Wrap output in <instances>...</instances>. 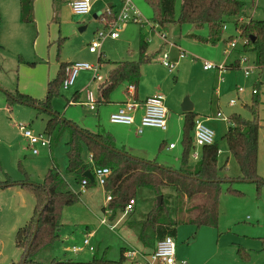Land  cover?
Instances as JSON below:
<instances>
[{"label":"rangeland","instance_id":"1","mask_svg":"<svg viewBox=\"0 0 264 264\" xmlns=\"http://www.w3.org/2000/svg\"><path fill=\"white\" fill-rule=\"evenodd\" d=\"M51 1L53 11H50V15L44 3L38 5L39 20L36 26L35 22L25 23L21 20L20 0H0V41L3 44L0 46V179L9 175L20 181L29 176L32 182L40 183L48 168L55 163L72 189L82 191V183L77 184L74 176L66 172L68 133L50 147H39V153L33 154L19 124L27 125L34 134H45L48 113L18 102L10 106L6 91L18 89L43 99L47 94L49 78L56 76L57 59L61 62H87L97 67V75L92 71H80L82 73L75 86L69 89L61 86L52 99L55 110L81 127L91 131H109L115 136L118 147L125 145L130 149L145 148L150 155L148 158L152 156L160 163L173 167L179 165L182 153V104L186 98L192 102L197 117L199 115V119L215 132V142L220 148L218 165L222 174L234 181L223 184L221 214L217 226H179L174 238V264H264V185L257 188L253 181L238 179L241 175L239 165L224 139L230 122L217 117L220 109L226 117L238 113L252 119L254 116L249 108L257 109L256 117L261 124L258 172L264 176V68L255 63L256 53L245 48L246 42L250 40L240 31L241 26L250 20H264V0H243L245 5L236 18L238 20H230L224 28L227 42L222 40L217 44L202 42L191 36L193 33L207 37L208 25L196 27L190 22H179L182 0H176L175 21L165 25L155 22L154 8L149 0H132L140 11L143 22L119 21L113 28L110 26L115 20L111 15L107 17L105 14L107 20L102 21V17H95V14H102L109 8L108 4L112 3L113 7L108 10L114 17H119L123 0L97 1L93 4L92 11L83 15L75 14L66 1ZM83 26L86 27L80 29ZM111 29L118 31L119 37L114 39L106 36L102 39L100 51L91 52L90 43L99 40L97 32L108 33ZM37 34L38 40L34 42ZM142 34L146 35L149 42L147 53L151 56V60L143 64L142 80H152L157 76L163 83L167 98L165 104L169 109L168 131L146 128L145 132L137 133L134 126L110 121L109 109L112 105L103 104L98 112L81 103H69L76 87L81 90L82 99H85L88 91L96 95L98 83L107 75L110 66L107 62L100 66L98 57L101 54L105 61L137 60ZM233 40L238 42L234 49L230 47ZM169 47H173L171 52ZM179 48L185 50L187 56L180 58ZM162 51L168 52L172 62H175L173 56L177 55L186 65L183 67V64L179 72H170L163 63L157 62ZM37 57L42 58V61L37 64L28 62L38 60ZM236 59L247 60L241 63L240 68H225L221 75L219 69L203 68L204 61L221 66L229 65ZM246 68H252L249 75L245 73ZM124 87L122 84L115 89V99L123 98ZM239 87H243L244 92L239 91ZM253 88L257 89L256 94H253ZM234 98L237 104L231 106L230 100ZM165 139L167 144L175 142L177 148L160 149ZM195 150L199 151V148L195 147ZM191 160L196 162L193 158ZM153 200V195L144 191L136 211L127 214L117 223L122 215L111 219L110 212H103L102 208L108 202L107 194L104 185L96 181L94 185L86 187L78 202L65 208L60 241L37 258L43 261L52 257L91 260L98 256L119 261L122 248L149 253L151 248H145L139 241L135 228H138L137 221L145 217ZM35 203L36 197L30 188L17 185L0 189L1 264H15L20 260L24 246L18 245L17 240L20 231L34 213ZM102 219L106 222L102 223ZM90 232H94L90 239L94 251L88 248L77 253L67 250V247L74 245L83 246L84 239ZM24 237L25 233L21 240ZM133 263L147 264V260L140 255L136 258L127 256L121 264Z\"/></svg>","mask_w":264,"mask_h":264},{"label":"trees","instance_id":"2","mask_svg":"<svg viewBox=\"0 0 264 264\" xmlns=\"http://www.w3.org/2000/svg\"><path fill=\"white\" fill-rule=\"evenodd\" d=\"M149 2L154 8L156 23L165 25L175 21L176 0H149ZM34 3L35 0H20V16L23 22H33ZM244 5L243 0H182L178 20L181 23L190 22L196 27L208 25L207 37L191 34L199 41L212 44L222 40L227 42L224 38V28L230 20H238L236 18L239 17ZM105 14L107 17L111 15L114 20L117 18L110 10H106L102 14L105 20H107ZM1 24L0 15V33ZM240 31L250 40L246 42L245 48L256 53L255 63L258 67L264 68V20H250L249 23L241 26ZM148 43L146 36L142 34L137 60L106 61L112 67L98 84L97 106L110 103L118 86L131 83L137 85L140 82L142 66L151 60V56L147 53ZM98 61L100 65L105 62L102 54ZM70 64V62H60L56 76L48 82L47 94L43 99L18 89L6 91L10 106L18 102L38 107L39 110L48 113L45 133L51 137V145L59 141L66 132L68 133L67 174L73 175L77 184H81L86 178V187H90L97 179L94 177V181H91L84 176V172L87 170L92 172L95 167L109 168L104 189L107 196H111V200L102 209L104 213L110 212L111 219L119 217L125 211L131 198L136 199L137 202L134 209L129 212L133 214L144 191H149L153 195L154 200L150 209L145 217L137 221L138 228H135L139 241L145 248L152 250L149 253L143 252L145 254L152 253L155 244L162 238L166 236L175 238L182 224H193L198 227L217 226L221 214L223 184L234 180L221 172L222 169L218 165L220 148L217 142L199 147V159L196 162L191 160V154L197 147L193 134L197 114L194 111L184 113L183 152L178 168L160 164L157 159L137 156L126 147H118L115 137L109 131H90L75 121L65 118L53 108L52 99L63 85L66 68ZM75 98H78V92ZM255 101L258 103V99ZM249 110L254 116L252 119L238 113H233L229 117L230 125L224 134V139L239 165L241 175L238 179L253 181L257 184V188H260L264 185V176L258 172L261 124L256 117L257 109L250 107ZM17 185L30 188L35 194L36 203L33 215L23 228L25 237L18 240V245H23L24 250L16 264H23L26 255L25 264H121L126 260L128 248H122L119 261L98 256H94L91 260L55 257L48 261L38 259L39 254L60 241L63 212L66 207L81 199L82 191L72 189L55 163L48 168L40 183L32 182L29 176L20 181L12 179L9 175L3 180L0 179V189ZM159 196H162L160 203ZM37 219H39L38 228L34 235Z\"/></svg>","mask_w":264,"mask_h":264},{"label":"built area","instance_id":"3","mask_svg":"<svg viewBox=\"0 0 264 264\" xmlns=\"http://www.w3.org/2000/svg\"><path fill=\"white\" fill-rule=\"evenodd\" d=\"M100 0H67L66 3L68 6H70L73 10V12L77 15H83L88 14L92 10V6L95 2ZM105 19L102 18V21ZM128 22V21H139L143 22L142 16L140 11L137 9V7L134 5L132 0H123V8L119 15V17L116 18L113 25L110 26V28H113L117 22ZM98 39L94 40L90 43L89 49L91 52L96 53L100 51V48L102 46V39L106 36H110L112 38H118L119 32L112 30L106 33L105 31H98L97 32ZM237 41L233 40L230 43V47L232 49L237 47ZM228 51V50H227ZM180 56L183 58L187 56V52L184 50H180ZM247 59H241L240 63L245 62ZM162 63L164 66H166L169 71H174L176 68V64L170 60L169 54L167 51L162 52ZM203 68L205 70H213V69H219V71H224L227 66L225 64L218 66L217 64L210 62V61H204L203 62ZM82 70H90L94 72V75H97V67L87 63V62H72L69 66L66 68V77L63 81V87L66 89L69 86L73 85L78 74ZM252 68H246L245 73L246 75H249ZM243 87H239V91H243ZM127 100L121 104V106L118 108V110L112 112L110 114V121L113 123H122L126 125H132L135 122L136 113L139 109L143 110V114L141 116L140 126L137 129V133H142L145 127H157L161 130H167L168 124H167V108L165 106V96L162 93H156L150 97H148L144 101H138L136 98V85L131 83L128 84L127 89ZM253 93H257V89H253ZM236 99H231L230 104L234 105L236 103ZM71 104L75 103L73 101L70 102ZM85 106H87L90 110H96L97 109V101H96V95L92 91H88L86 95V100L83 103ZM218 117H221L225 120L228 119V117L224 116L223 113L218 112ZM24 137L28 140V144L32 150L33 154L39 153V147H50L51 145V137L47 135L46 133H40V134H34L31 129L27 127V125H24L22 123L19 124ZM194 136H195V143L197 147H201L203 145L212 144L215 142V132L208 127L202 120L199 118L196 119L195 129H194ZM170 148L175 147V143H171L169 145ZM191 157L194 160L199 159L200 153L196 150H194L191 154ZM94 177H96L97 181L101 184H105V178L106 175L109 173L108 167H102L98 168L95 167L92 171ZM86 185H87V179L85 178L82 181V192L86 191ZM111 200V196H107V201ZM136 199L131 198L129 202L127 203V206L125 208V211L123 212V215L128 214L131 212L135 205H136ZM106 220L102 219V223H105ZM113 225L112 227H114ZM93 233H89L88 236L84 239V245L83 246H73L69 248V251H72L74 253H77L85 248H88L91 251H94L95 248L91 245V237ZM143 256L147 260V264H174L175 263V257H176V248H175V241L174 237L172 236H166L162 238L161 240L157 241L155 250L150 254H145L143 252H140L136 249L127 250L126 256L134 257L137 256Z\"/></svg>","mask_w":264,"mask_h":264},{"label":"crops","instance_id":"4","mask_svg":"<svg viewBox=\"0 0 264 264\" xmlns=\"http://www.w3.org/2000/svg\"><path fill=\"white\" fill-rule=\"evenodd\" d=\"M41 3H44V7H48L47 9H48V13H49V15H50V11H51V13H52V11H53V9H52V1L51 0H43V2L41 1V0H35V3H34V8H33V22H35L36 23V26H37V23H38V18H37V16H38V5H40ZM108 7L109 8H107V10L108 9H111L112 7H113V4L112 3H109L108 4ZM92 11V10H91ZM102 14H103V12H102ZM102 14L99 16V17H102ZM103 18V17H102ZM146 36V35H145ZM37 37H38V34H37V36H36V38H35V40H34V42H36L38 39H37ZM225 38V37H224ZM115 39V38H114ZM1 45H3L2 44V42H1ZM0 45V46H1ZM172 49H173V47H169V50H170V52L172 51ZM179 50H181V48H179ZM183 50V49H182ZM185 51V50H184ZM43 52V51H42ZM163 52V51H162ZM180 53V52H179ZM57 57V56H56ZM180 58H182L181 56H179ZM179 57H177V55H175V56H173V60L175 61L174 63L176 64V68H175V70L174 71H170V72H172V73H175V71L177 72H179V70H181L185 65H186V63H184V62H182V61H180V58ZM38 58V60L36 59L35 61H28L29 63H31V62H34V64H37V63H39L40 61H42V58H40V57H37ZM44 59V58H43ZM98 59H99V57H98ZM57 61H58V68H59V65H60V60L59 59H57ZM104 61H105V59H104ZM239 61V62H238ZM106 62V61H105ZM104 62V63H105ZM157 62L159 63V62H161L162 63V53H161V55H160V58L159 59H157ZM70 63H72V62H70ZM235 63H237V64H235ZM238 63H239V65H238ZM100 64V63H99ZM184 64V65H183ZM110 66H109V68H108V71L111 69V67H112V65L111 64H109ZM183 65V67H181ZM228 68H240L241 67V63H240V60L239 59H236L234 62H232V63H230L229 65H227V64H225ZM230 65H235V66H233V67H230ZM100 66H102V65H100ZM143 67V66H142ZM161 67V66H160ZM166 67V66H165ZM162 68V67H161ZM214 70H217V69H214ZM57 71H58V69H57ZM82 72H90V70H84V71H82ZM82 72H80V73H82ZM93 72V71H92ZM79 73V74H80ZM219 73H220V75L223 73V72H221V71H219ZM57 74V73H56ZM79 74H78V76H79ZM107 74H108V72H107ZM78 76H77V78H76V80H75V82H74V84L73 85H71V86H69L68 88H66V89H69L70 87H74L75 86V84H76V81H77V79H78ZM107 76V75H106ZM105 76V77H106ZM55 76H53V78H54ZM104 77V78H105ZM103 78V79H104ZM52 78L50 77L49 78V80H51ZM102 79V80H103ZM49 80H48V82H49ZM102 80H100V82L102 81ZM48 82H47V85H46V89L48 88ZM99 84V83H98ZM125 85V87H124V89H122V92L124 93V95H123V98L122 99H115L114 98V95H112V101L110 102V103H107V104H109V105H112L113 107L112 108H110L109 109V112H110V114L112 113V112H114V111H116V110H118V108L121 106V104H123L126 100H127V93H126V89H127V86H128V84H124ZM121 86V85H120ZM120 86H118V87H120ZM64 88V87H63ZM65 89V88H64ZM75 90H74V92L72 93V97H71V99H69V103L71 102V101H73V102H75V103H73V104H79V103H81V104H83L84 102H85V100H86V96H85V99H82L81 98V96H80V94H81V90H78V87H76V88H74ZM164 86H163V83L159 80V78H157V76H154V79H152V80H148V79H144L143 78V80H142V75H141V80H140V82L136 85V98L138 99V101H144V100H146L148 97H150V96H152V95H154V94H156V93H162L164 96H165V91H164ZM218 89V88H217ZM239 89V88H238ZM254 89V88H253ZM78 92V98H75L76 97V93ZM243 92H244V90H243ZM114 94V93H113ZM254 94V93H253ZM256 94V93H255ZM87 95V94H86ZM96 95H97V93H96ZM167 98H166V96H165V100H166ZM235 99V98H234ZM71 104V103H70ZM106 104V105H107ZM237 104V101H236V103L234 104V105H231V106H235ZM83 105H85V104H83ZM103 105V104H102ZM100 106L101 105H99V106H97V111L99 112V109H100ZM165 106H166V104H165ZM176 107V106H175ZM167 108V115H168V113H169V109H168V107H166ZM193 111V110H192ZM218 112H221V113H223L220 109H219V111ZM217 112V113H218ZM184 111H183V115H184ZM142 114H143V110L142 109H139L138 111H137V113H136V117H135V122H134V124H132L131 126H134L135 127V131H137V129H138V127L140 126V121H141V116H142ZM170 117V116H169ZM218 117V116H217ZM180 118V120H182L183 121V117H179ZM197 118H199V115H198V117ZM219 118V117H218ZM228 120H229V117H228ZM167 124H168V120H167ZM229 127V126H228ZM146 128H157V127H145L144 128V130H143V132H145V130H146ZM86 129H88V128H86ZM157 129H159V128H157ZM89 130V129H88ZM91 131V130H90ZM95 130H93V132H94ZM100 131H102V130H100ZM162 131H168V129L167 130H162ZM95 132H98V131H95ZM114 136V135H113ZM115 137V136H114ZM115 140H116V138H115ZM166 143V139H165V141H164V143L162 144L163 146H161L160 147V149H162L163 147H165V148H167V149H169V150H174V149H176L177 148V144L175 143V142H173V141H170L168 144L166 143V145H164ZM171 143H175V147L174 148H170L169 147V145L171 144ZM124 147H126L125 145H124ZM127 149H130L129 147H126ZM199 148V147H198ZM131 150V152L132 151H134L135 152V155H137V156H140V157H144V158H148L147 156H150L149 154H148V152L145 150V148H131L130 149ZM182 152H183V146H182ZM199 152V151H198ZM133 153V152H132ZM200 153V152H199ZM181 155H182V153H181ZM149 159H154V158H152V156H151V158H149ZM158 161V160H157ZM196 161V160H195ZM159 162V161H158ZM160 163V162H159ZM180 163H181V156H180V162H179V165L178 166H176V167H173L172 165H166V164H164V163H160V164H163V165H165V166H169V167H173V168H178L179 166H180ZM12 187H14V186H12ZM122 216L119 218V220L117 221V223L123 218V217H125L126 215H123V213L121 214ZM117 223L116 224H114V225H117ZM90 233H93L94 234V232H90ZM93 236V235H92ZM17 243H18V240H17ZM155 247H156V244H155ZM86 249V248H85ZM67 250H69V247H67ZM152 251V250H151ZM150 252V251H149ZM18 262V261H17ZM0 264H1V262H0ZM16 264V263H15Z\"/></svg>","mask_w":264,"mask_h":264},{"label":"water","instance_id":"5","mask_svg":"<svg viewBox=\"0 0 264 264\" xmlns=\"http://www.w3.org/2000/svg\"><path fill=\"white\" fill-rule=\"evenodd\" d=\"M101 14H99V13H97V14H95V17H99ZM86 26H83V27H81L80 29H83V28H85ZM253 39H255V37H253ZM182 110L184 111V112H188V111H192L193 110V104H192V102L188 99V98H186L185 100H184V102H183V104H182ZM84 176H86V177H88L91 181H94V175H93V173L90 171V170H87V171H85L84 172ZM158 200H159V203L162 201V196H159V198H158ZM38 222H39V219H37V224H36V229H35V233H34V235L37 233V228H38ZM25 233V230L24 229H22L21 231H20V234H19V239L18 240H21V237H22V235ZM32 243V242H31ZM31 246V245H30ZM30 246H29V249H30ZM28 252H29V250L27 251V254H28ZM26 258H27V255L24 257V260H23V264H25V260H26Z\"/></svg>","mask_w":264,"mask_h":264}]
</instances>
